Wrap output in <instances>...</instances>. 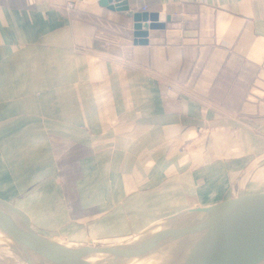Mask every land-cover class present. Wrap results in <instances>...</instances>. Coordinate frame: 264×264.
Wrapping results in <instances>:
<instances>
[{
	"label": "crops",
	"instance_id": "crops-1",
	"mask_svg": "<svg viewBox=\"0 0 264 264\" xmlns=\"http://www.w3.org/2000/svg\"><path fill=\"white\" fill-rule=\"evenodd\" d=\"M0 0V198L34 230L110 244L264 164V0ZM262 162V163H261Z\"/></svg>",
	"mask_w": 264,
	"mask_h": 264
},
{
	"label": "water",
	"instance_id": "water-1",
	"mask_svg": "<svg viewBox=\"0 0 264 264\" xmlns=\"http://www.w3.org/2000/svg\"><path fill=\"white\" fill-rule=\"evenodd\" d=\"M103 5L133 19L135 45H148L150 30L164 27L158 13H133L125 0ZM0 217L15 226L13 233L4 225L3 230L27 243L45 259L42 264H124L136 258L170 264L187 248L188 264H264V164L232 180L230 197L184 210L116 243L68 248L36 232L27 214L2 198ZM25 255L34 264L30 252Z\"/></svg>",
	"mask_w": 264,
	"mask_h": 264
},
{
	"label": "rangeland",
	"instance_id": "rangeland-1",
	"mask_svg": "<svg viewBox=\"0 0 264 264\" xmlns=\"http://www.w3.org/2000/svg\"><path fill=\"white\" fill-rule=\"evenodd\" d=\"M9 239L10 238H8L7 236L6 237L0 236V264H28L23 258L26 257L25 253H29V252L32 256L30 260L34 261V264H42L41 261L45 260L42 257L39 258V256H37L35 252L32 251V248L27 243H24L23 241L18 239H10L9 241ZM60 244H62L63 246L67 245L63 243ZM92 246H96V245H92ZM139 262L142 261L136 258L135 261L127 262V264H135Z\"/></svg>",
	"mask_w": 264,
	"mask_h": 264
},
{
	"label": "bare ground",
	"instance_id": "bare-ground-1",
	"mask_svg": "<svg viewBox=\"0 0 264 264\" xmlns=\"http://www.w3.org/2000/svg\"><path fill=\"white\" fill-rule=\"evenodd\" d=\"M6 221H3L0 217V236H4V237H8L10 239H14L13 237H11L8 233H6L4 230H3V225L6 229L9 230V232H12L13 233V229H15V226L14 225H11L7 222V224L5 223ZM13 226V227H12ZM171 226V225H170ZM160 231V230H159ZM4 234V235H3ZM9 239V241H10ZM68 248H71V249H74L73 246H68L66 245ZM204 248V247H203ZM123 252V251H121ZM125 252V251H124ZM190 253H191V250L190 249H184L183 251H181L180 253H178L177 255H175L172 263L170 264H188L189 263V258H190ZM105 254V253H104ZM104 256V255H103ZM102 256V257H103ZM110 256L107 255V253L105 254V259ZM104 258V257H103ZM148 260V261H147ZM142 262H139V263H135V264H155L156 261L154 260H149V258H145V259H142L140 260ZM144 261H147V262H144ZM125 264H127V262H125Z\"/></svg>",
	"mask_w": 264,
	"mask_h": 264
},
{
	"label": "built area",
	"instance_id": "built-area-1",
	"mask_svg": "<svg viewBox=\"0 0 264 264\" xmlns=\"http://www.w3.org/2000/svg\"><path fill=\"white\" fill-rule=\"evenodd\" d=\"M73 1L74 0H70V1H68V4H67V9H72L73 8Z\"/></svg>",
	"mask_w": 264,
	"mask_h": 264
}]
</instances>
